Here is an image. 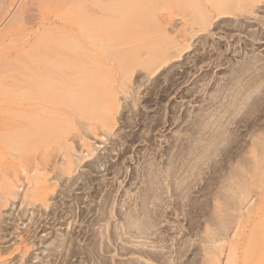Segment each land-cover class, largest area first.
I'll return each mask as SVG.
<instances>
[{
    "label": "rangeland",
    "instance_id": "374dc122",
    "mask_svg": "<svg viewBox=\"0 0 264 264\" xmlns=\"http://www.w3.org/2000/svg\"><path fill=\"white\" fill-rule=\"evenodd\" d=\"M126 1L129 0H124V5L120 2L123 7L119 5L116 8H121L119 14L113 12L114 20L127 17L125 20L120 18V22H129L126 29L132 30V22L138 21L137 16L143 9L145 14L141 16L146 17L145 21L149 19L150 24L154 19L157 24L152 25L157 28L154 30L148 27L149 22H146L147 27L143 26L145 22L139 16L143 25L140 26L142 23L139 21L138 24L143 28H134L136 32L139 30V35L136 32V35L133 34V30L129 31L133 36H128V39L132 44H139L141 40L140 43L150 45L153 49H148L147 45L143 49L140 45L138 48L137 44L131 48V44L126 43V24H120L124 25L122 30V26L117 25L119 21L117 24L116 21L113 22L116 24H113V35L117 39L115 43L114 38L113 45H116L113 47L115 49L117 46V50L119 46L120 49L121 42L123 47L119 50L121 55L118 51L112 52L115 56L117 53L115 59L120 60L116 61L114 56H107L108 59L105 56V59L100 57L105 61L100 64L108 66L107 62H110L108 70L112 72L106 74L107 72L103 71L104 66L101 65V74H105L106 82L111 85L103 81V86L102 82L97 86V83L92 82L96 79L95 74L92 76L94 80L90 78L92 81H89L88 78L87 83L80 79L77 85L81 87L77 86L78 89L73 85L74 90H71V84L66 86L63 84L66 78H62L69 72L59 75L62 84L57 77L51 79L53 84L59 83L55 84L57 86L50 83L58 89H52L54 103L46 102L48 107L53 109L47 108L49 112L39 110L42 115L47 113L44 116L39 114L37 109L35 111L30 108L33 101H19L18 97L23 90L20 92V89L16 88L12 92L9 90L12 95H9L8 91L7 95L4 92L0 96L3 101L0 102V127L4 128L2 131L6 125L11 127L6 128L8 132L5 130V133L0 129L1 136L9 135L7 139L4 135L0 140V146H3L0 147V262L3 264H210L211 261L208 260L217 251L223 250L228 255L233 240L247 239L250 230H253L252 225L246 224L248 229L245 230V227L244 230L247 235H243L241 223L247 217L248 210L255 207L258 201L261 202L264 194V142H261L264 129L263 133L258 128L241 129L239 134L242 137L238 142L225 139L231 134L234 136L238 129L235 125L232 126L227 118L230 115L228 109L233 106V96H236L232 91L236 92L237 86L241 84L237 82L239 80L235 81L232 74L237 73L241 82L249 79L250 72L243 73L238 67H247L248 63H255L256 58L260 62L254 68H264V51L249 47V50L244 52L241 47L242 43L250 40L247 39L249 37L246 30L253 31L257 27V30H263L256 19H264V10L256 15H249V26L242 29L239 24L243 18L239 13L221 16L219 14L224 10H220L221 12L215 11L203 15L204 18L201 17L203 5H214V1L221 3L222 0H211L210 4V0H191L193 3L190 4L187 2L190 0H148L149 3L144 4L149 5L147 8L141 6V3L137 6L134 12L139 14L131 13L133 4L129 10V4L126 5L128 8L125 6L128 3ZM150 1H155L160 6L155 2L154 6H151ZM116 3L120 4L113 3L114 10ZM182 5H186L185 8ZM123 8L125 12L122 11ZM133 14L136 17L132 18ZM131 23L132 26H129ZM136 23L135 27H138ZM193 24L201 27L196 28ZM116 28H120L122 32L116 31ZM103 31L105 29L102 33ZM119 33L126 36L121 37ZM132 37L137 42L133 41ZM154 41H158L157 44H154ZM17 42L19 46L20 41ZM185 47L187 48L184 51L182 48ZM7 48L8 51L10 48ZM153 50L155 54L152 53ZM107 51L103 49L99 54L107 55ZM126 51L134 60L130 57L128 59ZM125 60L126 63L122 64ZM86 63V67L81 63L77 67L81 69L80 67L84 66L88 70L89 66L94 67ZM67 67V71L70 67L77 68L74 65ZM98 68L101 70V67ZM98 68L97 75L100 76ZM112 68H115V75ZM104 78L101 79L105 80ZM60 84L62 87L59 90ZM106 86L110 88L104 92L103 88ZM61 90L63 92H60ZM110 90H115L110 92L115 97L117 94L115 103L113 98L111 100L107 95ZM58 92L67 95L63 97ZM70 92L76 95L73 96L76 99L73 102L69 99H73ZM82 95L85 100L80 98ZM57 98L62 100L58 102ZM77 100L82 103L79 102L78 105ZM36 102L34 104L38 103ZM40 102L41 100L39 104H46ZM57 103H60V106L62 103L68 105L61 106V109ZM39 104L35 106H40ZM234 106L230 109L236 110L238 106ZM24 107L29 108L30 112ZM112 109H118L117 114ZM77 110L81 113L76 114ZM57 111L59 118L54 114ZM109 111L115 116H112L115 120L111 122L115 126L111 125L112 129L106 130L96 115ZM50 112L52 116L56 115V118L52 117ZM89 114L96 119L91 117V121ZM36 115L42 116H37L38 119L40 117L39 122L44 118L42 123H38ZM15 119L18 120L15 122ZM55 119L59 124L53 123ZM64 123L68 125L67 129L70 128L65 133L66 137ZM10 130L12 134H16L11 135ZM47 133L51 137L48 138ZM10 135L18 139L13 141L11 138L12 142ZM42 136H46L48 140L45 141ZM4 138L6 140L3 142ZM253 139H258V144L251 143L255 141ZM43 142H46L48 148ZM41 148L44 150H40ZM45 148L49 150L46 152ZM38 181L41 188L45 185L42 188L43 195L40 194ZM7 183L14 185L10 187ZM9 194L10 198L7 197ZM219 205L222 206L221 209ZM216 208L221 213L215 210ZM239 228L242 232H239ZM234 231L242 235H237L236 238ZM224 239L225 243L221 242ZM211 241L214 242L213 245ZM224 245L226 248H223ZM224 252L221 258L223 261L227 257ZM222 260L221 264L224 263Z\"/></svg>",
    "mask_w": 264,
    "mask_h": 264
},
{
    "label": "bare ground",
    "instance_id": "6f19581e",
    "mask_svg": "<svg viewBox=\"0 0 264 264\" xmlns=\"http://www.w3.org/2000/svg\"><path fill=\"white\" fill-rule=\"evenodd\" d=\"M123 1L124 0H122V1H120V0H0V52H1V55H0V96L2 95V93H4L5 92V95H7L6 93H8V91L9 90H11V92H12V90H15L16 88L17 89H20V92L23 90L24 92H25V94H27V95H23L22 93H24L23 91L21 92V96H19L18 98H20L19 99V101L20 100H22V99H25V100H31V101H33V104L32 105H30V108L32 107V108H34V110L35 109H37L38 110V112H39V114H41V112L42 111H46L47 110V112H49L48 111V109L50 108V109H53V108H51V107H48V105H47V103L46 102H48V104L50 103V104H52V103H54L53 102V100H52V98H53V91H52V89H55L56 87L55 86H57V85H55L57 82H55L56 80H54V82H55V84H53L52 83V80L51 79H57V78H60L59 77V75L61 76V75H63L64 73H66V72H69V73H66L68 76L70 75L71 77H66L67 75H63V77L62 78H66V80H63L64 81V83L61 81V79L62 78H60V79H58V80H60V82H61V84L63 83V84H66V86L67 85H70V86H72V89L71 90H74V86H75V88H78V87H81V86H79V85H77L78 84V80H80V79H83L82 81H84V82H87L88 83V81H87V79L89 78H92V76H94L95 74V80H94V77L92 78V80H94V81H92L91 79L89 80V81H92V82H95V83H97L96 85L97 86H99V83H100V85H101V82H102V86H103V81H105L106 82V76H105V78H104V75L105 74H103V76H102V74H101V72H103V71H105V73L106 74H108V72L110 71V70H108V67L110 66V62H109V64H108V62H107V65L108 66H105L104 64L102 65V64H100V63H103V59H105V57L107 58V56L109 57V56H114L113 57V59H115V57L116 56H118L117 55V53H116V56H115V54L112 52V50H115L116 48H117V46H116V48L114 49V47H115V45H113V43H114V35H113V24L114 25H116L118 22L117 21H119V23L117 24V25H120L122 22H120V18L121 19H123V20H125L126 18H125V16L124 17H120L118 14L120 13L119 12V9H121V8H119L118 10H116V8H118V6L120 5V6H122L121 5V3L120 2H122V4H123ZM138 1V3H136ZM147 1L148 0H129V1H126V2H128V3H126V2H124V3H126L125 4V6L127 5V4H129V10L132 8V10H131V13H134V14H139V13H136V12H134L135 10H136V8H137V6H140L139 5V3H141V4H143V5H141V6H144L145 8H147L149 5H147V6H145L144 4L145 3H147ZM152 1V0H151ZM150 1V4H151V6H154V2H151ZM182 1V0H181ZM180 1V2H181ZM193 1V0H192ZM191 0L190 1H187V2H189V4L190 3H193ZM204 1V0H203ZM207 1V0H206ZM212 1H214V0H212ZM220 1V0H219ZM115 2H119L120 4H117V6L115 7V10L113 9L114 8V4H115ZM207 2H209V0L207 1ZM215 3H214V5H206V6H204L203 5V7L201 8V17L203 16V15H206V14H209V13H211V12H213V13H215V11H219V12H221L220 10H224V12H221V14H219V15H221L222 16V14H229V15H233V14H235V13H239L240 14V16H242V18L243 19H241V24H239L240 25V27L242 26V29H243V27H245V26H249V18H248V16L249 15H256V14H258V12H260V11H262V10H264V0H222V1H220L221 3H217L216 1H214ZM114 3V4H113ZM137 5H136V4ZM149 3V2H148ZM147 3V4H148ZM156 3V2H155ZM211 3V0H210V2L208 3V4H210ZM213 3V2H212ZM131 4H133V5H131ZM153 4V5H152ZM157 5H159L158 3H156ZM180 4H182V2L180 3ZM184 4H186V3H184ZM194 4H197V3H194ZM207 4V3H206ZM217 4V5H216ZM124 5V4H123ZM132 7H131V6ZM187 5H188V3H187ZM192 5V4H191ZM191 5H189V6H191ZM199 5H200V3H199ZM202 5V4H201ZM156 6V5H155ZM160 6V5H159ZM186 6V5H185ZM185 6L184 5H182V7H184L185 8ZM189 6H187L188 8H189ZM193 6V5H192ZM195 7H196V5H194ZM123 7V6H122ZM131 7V8H130ZM144 7H142V8H144ZM157 7V9H159V7L158 6H156ZM198 7V6H197ZM125 8V7H124ZM124 8L122 9V11H124L125 12V10H124ZM139 8V7H138ZM225 8V9H224ZM134 9V10H133ZM140 9H141V7H140ZM143 10V9H142ZM141 10V11H142ZM133 11V12H132ZM138 11H139V9H138ZM140 11V14H139V16H140V18H142V20H144V22H145V24L143 25V21H139V20H141V19H139V16H137V18H138V21L140 22V23H142V24H140V26L141 25H143V26H145L146 25V22H149L148 20L149 19H147V21H145V19H146V17L144 18V17H142L143 16V14H145V12H144V10L141 12ZM236 11V12H235ZM113 12H119L117 15H118V17H120V18H118V20L116 21V20H114L113 19V15H114V13ZM127 12H130V11H128L127 10ZM217 14H218V12H216ZM122 14V13H121ZM124 14V13H123ZM122 14V15H123ZM134 14H133V16H131L132 18L133 17H136V16H134ZM238 14V15H239ZM117 15H116V17H117ZM121 15V16H122ZM142 15V16H141ZM215 15V14H214ZM211 16V15H210ZM218 16V15H217ZM216 16V17H217ZM131 17H129V19L131 18ZM148 17V16H147ZM205 16H203V18H204ZM239 17V16H238ZM125 18V19H124ZM203 18H201V19H203ZM207 18H208V16H207ZM219 18V17H218ZM261 18V17H260ZM214 19V18H213ZM133 20V19H132ZM137 20V19H136ZM136 20H134V21H136ZM209 19H207V21H208ZM215 20V19H214ZM255 20V19H254ZM260 24H261V26L263 27V30H261V29H259V30H257V28H256V30H254L253 29V31H248V30H246L247 31V37H249V38H247V39H250V40H246L244 43H242V48H243V50H244V52L245 51H248L249 50V47H252L253 48V50H259V49H261V51H264V19H259V18H257L256 19ZM114 21H116V24L115 23H113ZM131 21V20H130ZM138 21H136V22H132L133 23V26H132V23L131 24H129V26H132V30H133V32H132V30H131V28L129 29V30H127L126 29V27H127V23H129V22H126L125 23V21H124V23L126 24V26H125V30H127V31H125L126 33H127V40H128V42H126V43H130L131 45L129 46V47H131V48H133V47H136V44L137 43H133V44H135V46L129 41V39H128V36L129 37H131V36H133L132 35V33L133 34H135V32H136V30L134 29V28H143V27H140L139 26V24H138ZM153 21V22H152ZM201 21V20H200ZM203 21V20H202ZM240 21V20H239ZM256 21V22H257ZM151 24H150V22L149 23H147V26L148 27H152L154 30H156L155 28H157L155 25L157 24V23H155V20L154 19H152L151 20ZM231 22V21H230ZM237 22V21H236ZM124 23H122V24H124ZM134 23H136V24H138V27H137V25H136V27H135V24ZM153 23H155V25H154V27H153ZM202 23V22H201ZM124 24V25H125ZM152 25V26H149V25ZM188 24V23H187ZM205 24V23H204ZM253 24H255V23H253ZM256 24H258V23H256ZM255 24V25H256ZM123 25V26H124ZM203 25V24H202ZM236 25V24H235ZM122 25H120V26H118V27H121ZM123 26H122V30H124L123 29ZM147 26H145V27H147ZM190 26V25H189ZM192 26H195L196 28L199 26H197V25H192ZM190 27V28H192L193 29V27ZM250 26H251V23H250ZM253 26V25H252ZM259 26V25H258ZM114 27H116V26H114ZM186 27H187V25H186ZM199 27H201V26H199ZM203 27V26H202ZM195 28V29H196ZM238 28H239V26H238ZM253 28V27H252ZM105 29V31H103V33H102V30H104ZM121 29L120 28H116V31H120V32H122L121 31ZM186 29V28H185ZM192 29H189L190 31H192ZM194 30V29H193ZM252 30V29H251ZM129 31H131L132 33L130 34V32ZM139 31V30H138ZM138 31L136 32V34L137 35H139V33H138ZM141 31V30H140ZM187 31H188V29H187ZM200 31V30H199ZM207 31V30H206ZM185 32V31H184ZM194 32H196V31H194ZM245 32V31H244ZM193 33V32H192ZM199 33V32H198ZM246 33V32H245ZM120 34V33H119ZM135 34V35H136ZM166 34V33H165ZM196 34V33H195ZM116 35V34H115ZM121 35H123V33L122 34H120V36ZM167 35V34H166ZM123 36H126V35H123ZM169 36V35H168ZM191 36H192V34H191ZM122 37V36H121ZM186 37H187V35H186ZM196 37V36H195ZM21 38V39H20ZM120 37L118 36V39H119ZM173 38V37H172ZM234 38V37H233ZM122 39V38H121ZM132 39H133V41H135L134 39L135 38H133L132 37ZM138 40H140L139 38H137ZM229 39V38H228ZM116 38H115V43H116ZM123 40V39H122ZM126 40V41H127ZM174 40V39H173ZM177 40V39H176ZM185 40V39H184ZM15 41L17 42V41H20V44H19V46L17 45L19 42H17V43H15ZM119 41V40H118ZM117 41V42H118ZM125 41V40H124ZM132 41V42H133ZM121 42V41H120ZM135 42H137V41H135ZM141 42V40L138 42L139 44H137V47L139 48V45H140V48H141V46H142V49L144 48V47H146L145 45H147V44H145V45H143L144 43H140ZM149 41H147V43H148ZM155 43L154 44H157L156 42H158V41H154ZM173 42V41H172ZM185 42V41H184ZM187 42V41H186ZM121 46H122V42L121 43H119ZM160 44V43H159ZM13 45H17V46H13ZM124 45H126V46H128L127 44H124ZM179 45V44H178ZM11 46V47H10ZM114 46V47H113ZM120 46V49L123 47H121ZM157 46V45H156ZM162 46V45H161ZM177 46V45H176ZM180 46V45H179ZM178 46V47H179ZM8 47V48H7ZM147 47H148V49H149V47H150V45L148 46L147 45ZM153 47H155V46H153ZM6 48L7 49H9L8 51L6 50ZM151 49H153L152 47H150ZM157 48V47H156ZM163 48V47H162ZM187 47H185V48H182L184 51H185V49H186ZM104 49L105 51H107V52H105V53H109V54H103V53H101V54H99V52H102V50ZM107 49V50H106ZM119 46H118V49L117 50H115V52L116 51H118L119 52ZM141 49V50H142ZM147 49V50H148ZM155 49V48H154ZM160 49V48H159ZM7 52H6V51ZM101 50V51H100ZM140 49H138V51H141ZM158 50V49H157ZM164 50V49H163ZM128 51V50H127ZM126 51V52H127ZM143 52H144V50H142ZM160 51V50H159ZM183 51V52H184ZM3 52V53H2ZM152 52V51H151ZM155 51L153 50V52L152 53H154ZM162 52V51H161ZM122 53V52H121ZM146 53V52H145ZM150 53V52H149ZM157 53H158V51H157ZM164 52H162V54H163ZM111 54H113V55H111ZM155 54V53H154ZM119 55H121L120 54V52H119ZM127 55H128V52H127ZM141 55H143V53L141 54ZM146 55V54H145ZM144 55V56H145ZM105 56V57H104ZM138 56V55H137ZM147 56H148V54H147ZM178 56H179V54H178ZM103 58V59H101V58ZM129 57L131 58V56H130V54L128 55V59H129ZM142 57V56H141ZM100 58V59H99ZM120 58V57H119ZM118 58V59H119ZM133 58V57H132ZM131 58V59H132ZM143 58V57H142ZM108 59V58H107ZM112 59V57L110 58V60ZM116 59H117V57H116ZM115 59V60H116ZM125 59V58H124ZM256 59H257V61H256ZM255 59V63H248V66L247 67H244V66H242V67H244V68H239L238 67V69H241L242 70V72L243 73H249V76H248V78L249 79H247V80H243L242 82L240 81L241 80V77L240 76H238V74L237 73H234V74H232L233 75V77L235 78V81L236 80H239V81H237V82H239V83H241V84H239V86H237V84H236V86H237V88H236V86H235V88L237 89V90H235L236 92H234V90L232 91L233 93H235L236 94V96H233L234 97V101H233V103L231 102L232 100V98H230V103H232L233 104V106H234V103L238 106V107H236V105L234 106V107H236V110H232V109H230V108H232L233 106H230V108L228 109L229 110V117H227L228 118V120H229V122L232 124V126L233 125H235L238 129H237V133H235L234 134V136H233V134H231L230 135V137H228V139L226 138L225 139V141L226 140H228L229 142H238L239 140H240V137H242V136H240V132H241V129H244V128H258L259 129V131H260V129H261V132H262V130L264 129V122H262V121H264V120H262V118L264 117V68H262V69H260V68H258V70H256L255 68H254V66H256L257 65V63H259L260 62V60H258V58H256ZM264 59V58H263ZM100 60V61H99ZM120 60V59H119ZM119 60H116V61H119ZM132 60H134V59H132ZM107 61V60H106ZM112 61V60H111ZM253 62H254V60H252ZM81 63L82 65L84 64V63H86V64H92L94 67H91V66H89L90 67V69L88 70V68H85L86 67V65H85V67L84 66H82V67H80L81 69H79L78 67H77V65H79V63ZM105 62V61H104ZM123 62H125L126 63V60L125 61H122V64H123ZM264 62V61H263ZM119 63V62H118ZM117 63V64H118ZM100 64V65H99ZM122 64L120 65L121 67H123L122 66ZM72 66V65H74V67L76 66L77 68H75V69H71L72 67H70V70L69 71H67L68 69H69V67H67V66ZM104 66L103 68H105V70L103 69V71H102V66ZM251 65V66H250ZM98 66L99 67H101V70L98 68ZM124 66H125V64H124ZM219 66V65H218ZM264 66V65H263ZM65 67L66 68H68L67 70L65 69ZM73 67V68H74ZM84 67V68H83ZM107 67V68H106ZM113 67V66H112ZM117 67H119V66H117ZM97 68H98V71L100 72V76H98L97 75ZM237 69V68H236ZM237 69V70H238ZM108 70V71H107ZM112 70H113V68H112ZM114 70H115V68H114ZM114 70H113V73H114V75H115V72H114ZM121 70V69H120ZM119 70V71H120ZM123 70V69H122ZM261 70V72H259ZM238 71H240V70H238ZM110 72H112V71H110ZM109 72V73H110ZM241 72V71H240ZM119 73V72H118ZM119 74H121V72L119 73ZM111 75H113V74H111ZM122 75V74H121ZM118 76V75H117ZM53 77H55V78H53ZM57 77V78H56ZM101 77L102 79L104 78L105 80H102L101 78L99 79V78ZM107 77H108V75H107ZM111 78L112 77H114V76H110ZM109 77V78H110ZM123 77H125V76H123ZM67 78H68V80L69 81H67ZM108 78V80H110ZM85 79H86V81H85ZM114 79V78H113ZM97 80H100V81H98L97 82ZM102 80V81H101ZM107 80V81H108ZM31 81H33V82H31ZM51 81V82H50ZM114 81H115V79H114ZM113 81V82H114ZM59 82V81H58ZM69 82V84H67ZM71 82V83H70ZM110 82V81H109ZM50 83H52L53 85H55V86H53V85H51ZM80 83V82H79ZM107 84H108V82H106ZM115 83V82H114ZM124 83H126V82H124ZM57 84H59V83H57ZM60 84V85H61ZM89 84L90 85H93V83H91V82H89ZM116 84V83H115ZM235 84V83H234ZM74 85V86H73ZM81 85V84H80ZM90 85H88V86H90ZM108 85H111V83L110 84H108ZM52 86H53V88H52ZM78 86V87H77ZM95 86V85H94ZM119 86V85H118ZM62 87V85L60 86V87H58L59 88V90H60V88ZM64 87V86H63ZM82 87H83V85H82ZM96 87V86H95ZM97 88V87H96ZM108 88V89H107ZM109 86H106V88H103V90H104V92H106L107 90H109ZM114 88V87H113ZM116 88H118V87H116ZM65 89V88H64ZM63 89V90H64ZM67 89V88H66ZM69 89V88H68ZM67 89V90H68ZM79 89V88H78ZM91 89H92V86H91ZM100 89V88H99ZM99 89H98V91H99ZM106 89V90H105ZM233 89V88H232ZM55 90H58V89H55ZM63 90H61L60 92H63ZM70 90V89H69ZM68 90V91H69ZM76 90V89H75ZM82 90V89H81ZM98 91H96V92H98ZM113 91H115V90H113ZM112 90H110L109 92H107V95H109L108 97L110 98L111 97V100H112V98H113V101L116 99V97H117V94H116V97H115V95L114 94H112V93H110V92H113ZM10 91H9V95H12V93H11ZM60 92H58V94L60 93ZM65 92L66 93H68L66 90H65ZM64 92V93H65ZM88 92V91H87ZM90 92V91H89ZM93 92H94V90H93ZM95 92V93H96ZM14 93V92H13ZM19 93V92H18ZM72 93H74V91L72 92ZM71 92H70V94H72ZM75 93H77V92H75ZM83 93H84V91H83ZM115 93V92H114ZM117 93V92H116ZM52 94V97L50 98V95ZM55 94V93H54ZM58 94H57V96L56 97H58ZM62 93H60V95H61ZM82 94V92H80V95ZM84 94H86V92L84 93ZM104 94V93H103ZM22 95H23V97H22ZM67 94H65V96H66ZM92 95V94H91ZM113 95V96H112ZM231 95H233V94H231ZM13 96H14V94H13ZM61 96H63V97H65L63 94L61 95ZM73 96H74V94H72V98H73ZM76 96V95H75ZM74 96V97H75ZM88 96V95H87ZM90 96V95H89ZM60 97V96H59ZM63 97H62V99H63ZM85 97H86V95H85ZM230 97H232V96H230ZM9 98V97H8ZM55 98V97H54ZM80 98H84V95H82V96H80ZM87 98V97H86ZM115 98V99H114ZM1 99V98H0ZM58 99V98H57ZM57 99H55V100H57ZM61 98L60 99H58V102H59V100H62ZM67 99V98H66ZM65 99V100H66ZM70 100H72V102H73V100H76V99H71V98H69ZM69 99H67V100H69ZM77 99H78V97H77ZM90 99V98H89ZM88 99V100H89ZM92 99V98H91ZM2 100H4V99H2ZM18 100V99H17ZM16 100V101H17ZM37 100H41V102H44V103H46V104H44V105H42V104H39V101H37ZM64 100V101H65ZM69 100V101H70ZM84 100H85V98H84ZM11 101H13V100H11ZM38 103H37V102ZM50 101V102H49ZM63 101V102H64ZM78 101V100H77ZM89 101H91V100H89ZM89 101H87V103L89 102ZM93 101V100H92ZM116 101V100H115ZM115 101H114V103H115ZM0 102H3V101H1L0 100ZM9 102V101H8ZM22 102V101H21ZM34 102H36L37 104H34ZM40 102V103H41ZM52 102V103H51ZM67 102V101H66ZM65 102V103H66ZM79 102L80 103H82L80 100L78 101V105H79ZM112 102V101H111ZM117 102V101H116ZM11 103V102H10ZM65 103H62V107L64 106H66L67 107V105L69 104V102H68V104H65ZM74 103H76V101L74 102ZM93 103H94V101H93ZM113 103V102H112ZM19 104V103H18ZM40 105V106H35V105ZM58 105L60 104V103H57ZM65 104V105H64ZM83 104H85V103H83ZM91 104V103H90ZM228 104H229V101H228ZM45 105H47V106H45ZM54 105V104H53ZM57 105V106H58ZM75 106H77L76 104H74ZM73 105V106H74ZM86 105V104H85ZM89 105V104H88ZM87 105V106H88ZM114 106H116L117 105V103L116 104H113ZM29 106V105H28ZM56 106V105H55ZM60 105H59V107L62 109V107H61ZM71 107V103H70V106H69V108ZM90 106H88V108H89ZM229 107V106H228ZM27 111H29L30 112V110H28L26 107H24ZM48 108V109H47ZM56 108V107H55ZM75 108V107H74ZM49 109V110H50ZM64 109H66V108H64ZM71 109H73V108H71ZM77 109V108H76ZM85 109H86V106H85ZM84 109V110H85ZM239 109H240V111H239ZM41 112H40V111ZM67 110H68V108H67ZM89 110V109H88ZM88 110H86L87 112H89ZM113 110V109H112ZM115 111H116V114H117V110L116 109H114ZM113 110V111H114ZM36 111V110H35ZM55 111V110H54ZM70 111V110H69ZM69 111H67V112H69ZM82 111V110H81ZM26 112V111H25ZM32 112V111H31ZM52 112V115H53V110L51 111ZM51 112H50V115H51ZM56 112V111H55ZM54 112V114H57V117H58V111H57V113H55ZM77 112H79V113H81L79 110H77L76 111V114H79V113H77ZM92 112V111H91ZM90 112V114L92 115V113ZM228 112V111H227ZM21 113H23V111L21 112ZM35 113V112H34ZM37 113V112H36ZM71 113V112H70ZM73 113V112H72ZM103 113V112H102ZM101 113V114H102ZM24 114V113H23ZM38 114V113H37ZM43 114V113H42ZM41 114V115H42ZM45 114H47V113H44V115ZM60 114H61V112H60ZM90 114H89V116H90ZM94 114V113H93ZM96 115L97 116V119L98 118H100L99 119V121H101V125H102V127L105 129L106 128V130H110V129H112L111 127L113 126L112 124H111V122L113 123V120H115V119H113V118H115V116H113V112L111 111H109L108 113H103L102 115ZM44 115H42V116H44ZM51 115V116H52ZM72 115V114H71ZM84 115V114H83ZM104 115V116H103ZM31 116V115H30ZM29 115H28V117H30ZM37 116H40V115H36V119H38L37 118ZM42 116H40V117H42ZM74 116V115H73ZM79 116V115H78ZM100 116V117H99ZM112 116H113V118H112ZM22 117V116H21ZM20 117V118H21ZM27 117V118H28ZM40 117H39V119H40ZM46 117H47V115H46ZM52 117H54V116H52ZM63 117H64V115H63ZM66 117V116H65ZM82 118L84 117V116H81ZM87 117V116H86ZM91 117H93V116H90L89 118H90V120H91ZM102 117V118H101ZM18 118V117H17ZM33 118L34 117H32V119L31 120H33ZM54 118H56V115H55V117ZM59 118V117H58ZM80 118V117H79ZM81 118V119H82ZM94 118V117H93ZM92 118V119H93ZM223 118V117H222ZM38 119V123H42V121L44 120V118H43V120L41 121V122H39L40 120ZM66 119H67V117H66ZM65 119V120H66ZM69 119V118H68ZM88 119V118H87ZM94 119H96V118H94ZM225 119V118H224ZM18 120V119H17ZM16 119H15V122L17 121ZM30 120V121H31ZM64 120V121H65ZM70 120V119H69ZM84 120H85V118H84ZM262 120V121H261ZM23 121V120H22ZM54 121V122H53ZM53 121H49V122H53V123H56L57 122V120L55 119V120H53ZM92 121V120H91ZM96 121V120H95ZM261 121V122H260ZM19 122V121H18ZM26 122V121H25ZM60 122H62V121H60ZM116 122V121H115ZM30 123V122H29ZM28 123V124H29ZM33 123H34V121H33ZM35 123H36V121H35ZM37 123V124H38ZM0 124H2V122L0 123ZM5 124V123H4ZM22 124V123H21ZM27 124V123H26ZM43 124H45V123H43ZM47 124H49V123H47ZM52 124V123H51ZM56 124H59V123H56ZM63 124V123H62ZM65 125H66V123H64ZM228 124V123H227ZM230 124V125H231ZM12 125V124H11ZM19 125V124H18ZM31 126H32V124H30ZM39 125V124H38ZM64 125V126H65ZM112 125V126H111ZM229 125V124H228ZM227 125V126H228ZM2 126V125H1ZM5 126V125H4ZM22 126V125H21ZM36 126V125H35ZM43 126V125H42ZM56 126V125H55ZM60 126H63V125H61L60 124ZM67 126L68 125H66L65 127H63V128H65L66 129V131L64 132V135H65V137H66V134L65 133H67V130L68 129H70V128H68L67 129ZM115 126V125H114ZM113 126V127H114ZM9 127V125H6V128H8ZM41 127V126H40ZM39 127V128H40ZM59 127V126H58ZM101 127V128H102ZM229 127V126H228ZM3 128V127H2ZM2 128L0 127V129H1V131H2ZM6 128H5V130H6ZM9 128H11V127H9ZM37 128H38V126H37ZM44 128V127H43ZM59 128H62V127H59ZM62 128V129H63ZM4 129V128H3ZM14 129H15V127H14ZM16 129H17V127H16ZM45 129V128H44ZM53 129H54V127H53ZM56 129V128H55ZM61 129V130H62ZM114 129V128H113ZM5 130H3L4 131V133H5ZM42 130V129H41ZM48 130V129H47ZM228 130H231V129H228ZM254 130H256V129H254ZM1 131H0V133H1ZM2 131V132H3ZM7 131V130H6ZM13 132H14V130H12ZM43 131V130H42ZM258 131V134L260 133ZM264 131V130H263ZM8 132V131H7ZM10 132H11V130H10ZM49 132V131H48ZM51 132H53V131H51ZM51 132H50V134H51ZM54 133V132H53ZM263 133V132H262ZM7 134V133H6ZM13 134H16V133H13ZM12 134V132H11V135H13ZM48 134V133H47ZM46 134V135H47ZM55 134V133H54ZM58 134V133H57ZM59 134H61V132L59 131ZM58 134V135H59ZM5 135V134H4ZM4 135H2V136H4ZM10 135V140L12 141V139L11 138H13L12 136ZM45 135V134H44ZM49 135V134H48ZM1 136V134H0V138L2 137ZM9 136V135H8ZM8 136H6L5 135V138L6 137H8ZM57 136V135H56ZM56 136H54V137H56ZM44 136H42V138H43ZM48 138L49 137H51L50 135L49 136H47ZM61 137L63 138V136H62V134H61ZM60 137V138H61ZM3 139V142H4V140H6V139ZM45 138V141L46 140H48V139H46V136L44 137ZM52 138H53V136H52ZM58 138V137H57ZM217 138V137H216ZM252 138V137H251ZM253 138H255V137H253ZM261 138H263V140H264V137H261ZM14 139V138H13ZM18 138H15L13 141H16ZM54 139H56V138H54ZM59 139V138H58ZM66 139V138H65ZM259 139V138H258ZM258 139H253V140H255V141H253V142H251V143H256V140L258 141ZM0 140H2V138L0 139ZM261 141V142H264V141ZM12 141V142H13ZM41 141V140H40ZM40 141H39V143H40ZM42 141H43V139H42ZM41 141V142H42ZM52 141V140H51ZM227 141V143H229ZM8 142V141H7ZM10 142V141H9ZM11 142V143H12ZM48 142V141H47ZM64 142V141H63ZM260 142V143H261ZM5 143H6V141H5ZM4 143V144H5ZM44 143V142H43ZM51 143V142H50ZM49 143V144H50ZM54 143V142H53ZM46 146H47V144H46V142L44 143ZM256 144H258V142L256 143ZM63 145V144H62ZM255 145V144H254ZM7 146V145H6ZM1 147V146H0ZM3 147V146H2ZM1 147V148H2ZM45 147V146H44ZM53 147V146H52ZM56 147H58V146H56ZM47 148H48V146H47ZM47 148H45V150L47 149ZM49 148H50V146H49ZM2 150V149H1ZM4 150V149H3ZM40 150H44L43 148H41ZM49 150V149H48ZM48 150H46V152L48 151ZM41 152V151H40ZM44 153H45V151H43ZM42 152V153H43ZM4 153V152H3ZM2 154V153H1ZM0 154V155H1ZM47 154V153H46ZM2 156V155H1ZM45 156H47V155H45ZM3 159V158H2ZM0 160H1V157H0ZM76 161V160H75ZM70 162H72L71 160H70ZM69 162V163H70ZM76 163V162H75ZM71 165V164H70ZM72 166V165H71ZM69 167V166H68ZM70 168V167H69ZM71 169V168H70ZM70 171V170H69ZM70 174V173H69ZM229 174V173H228ZM227 175V174H226ZM223 176V175H222ZM225 176V175H224ZM223 176V177H224ZM229 176V175H228ZM229 177H231V176H229ZM258 177V176H257ZM256 177V178H257ZM224 178H226V177H224ZM246 178V177H245ZM223 179V178H222ZM250 179V178H249ZM224 180H226V179H224ZM256 180V179H255ZM258 180H259V178H258ZM263 180H264V178H263ZM223 181V180H222ZM251 181V180H250ZM253 182V181H252ZM256 182H258L257 180H256ZM39 185H38V188H39V190H40V194H42V193H44L42 190V188H43V186H45V185H43L42 186V188L40 187V183H39V181L37 182ZM36 183V184H37ZM223 183V182H222ZM237 183V182H236ZM10 187H13L12 185H14L13 183H7ZM7 184H5V185H7ZM238 184V183H237ZM237 184H236V188H237ZM42 185V184H41ZM240 185V184H239ZM262 185H264V184H262ZM36 186V185H35ZM34 186V187H35ZM10 187H8V190H9V188ZM220 187V186H219ZM239 187V186H238ZM243 187V186H242ZM246 187V186H245ZM38 188H36L35 187V189L37 190V191H39L38 190ZM240 188V187H239ZM254 188V187H253ZM5 189V188H4ZM3 189V190H4ZM12 189H14V188H12ZM48 189V188H47ZM47 189H45V190H47ZM262 189V188H261ZM261 189H260V192H261ZM6 190V189H5ZM44 190V191H45ZM238 190V189H237ZM256 190V189H255ZM7 191V190H6ZM10 191V190H9ZM35 191V190H34ZM37 191H35L36 192V194H39V193H37ZM246 191H248V190H246ZM8 192V191H7ZM7 192H4V194L6 193L7 195H8V193ZM46 192V191H45ZM219 192V191H218ZM256 192V191H255ZM259 192V191H258ZM242 193H244V190L242 189ZM263 193V192H262ZM5 194V195H6ZM11 194V193H10ZM10 194H9V196H7V197H9L10 198ZM13 194H14V192H13ZM248 194V193H247ZM261 194V193H260ZM259 194V195H260ZM4 195V197H6ZM43 195V194H42ZM45 195V194H44ZM246 195V194H245ZM251 195V194H250ZM248 196H249V194H248ZM6 197V198H7ZM38 197H40V195H38ZM246 197H247V195H246ZM249 198V197H248ZM254 198V197H253ZM260 198V197H259ZM238 199V198H237ZM247 199V198H246ZM251 199H252V197H251ZM239 200V199H238ZM260 200V199H259ZM251 201V200H250ZM247 202V201H246ZM252 202V201H251ZM256 202V201H255ZM260 201H258V204H255V207L252 209H249L248 210V212L249 213H247V217H245V219H244V221H243V223H241V224H243L242 226H243V228H241L240 226V228L241 229H243V232L244 233H242L243 235H245V230H247L248 229V227H247V225L246 224H248V226L249 225H252L253 227V230H250L251 232L248 234V236H247V239H234L233 240V244H230L231 245V247H230V249H229V246H228V249L230 250V251H228V249H227V251H228V255L223 251V250H221L222 252H224L226 255H227V257H226V259L223 261L221 258H222V255H223V253L222 252H218L217 250V248L216 247H213V248H216L217 250H215V251H217L215 254H214V256L212 255V258L211 259H209L208 261H211V263L210 264H221V260L224 262V263H222V264H264V227H262V226H264V194L262 195V198H261V202L259 203ZM238 202H236V204H237ZM243 204V203H242ZM252 203H250V205H251ZM244 205V204H243ZM257 205V206H256ZM220 206V205H219ZM249 206V205H248ZM252 206V205H251ZM215 207H218L217 205H215ZM221 207L222 206H220V209H221ZM242 207V206H241ZM224 208V207H223ZM222 208V209H223ZM247 208V207H246ZM239 209V208H238ZM245 209V208H244ZM215 210H218L217 208L215 209ZM219 211V210H218ZM239 211V210H238ZM220 212V211H219ZM221 213V212H220ZM222 213H223V210H222ZM217 215H219V214H217ZM220 216V215H219ZM240 219V218H239ZM242 220V219H241ZM239 221V220H238ZM263 224V225H262ZM240 225V224H239ZM246 225V226H245ZM245 227H247V228H245ZM239 228V229H240ZM244 228H245V230H244ZM250 229H252L251 227H249ZM238 229V230H239ZM241 229L239 230V232H242L241 231ZM235 230V229H234ZM237 232V231H236ZM249 232V231H248ZM234 233H235V231H234ZM236 234V238H237V235H238V233H235ZM234 234V235H235ZM241 233L239 234V235H242ZM233 235V236H234ZM238 235V236H239ZM247 235V234H246ZM245 235V236H246ZM235 237V236H234ZM248 237H250L249 239H248ZM213 240V239H212ZM215 240V239H214ZM217 240V239H216ZM221 240H223V239H221ZM227 241V240H226ZM221 242H224L225 243V239H224V241H221ZM211 243H212V241H211ZM214 243V242H213ZM213 243H212V245H213ZM215 243H218V242H215ZM219 244H220V242H219ZM219 244L217 245L218 247H219ZM222 244V243H221ZM215 246V245H214ZM221 247V246H220ZM225 247V245L223 246V248ZM226 248V247H225ZM221 249V248H220ZM208 250V249H207ZM220 251V250H219ZM29 253V252H28ZM210 253H212V252H210ZM222 253V254H221ZM11 255H12V253H11ZM26 255V254H25ZM4 256V255H3ZM10 256V255H9ZM211 256V255H210ZM2 256H0V258H1ZM5 257V256H4ZM207 258V257H206ZM7 259V258H6ZM0 260H2V259H0ZM22 260V259H21ZM207 260V259H206ZM3 262V261H2ZM206 262V261H205ZM22 263V262H21ZM209 263V262H208ZM0 264H3V263H1L0 262ZM203 264H204V262H203Z\"/></svg>",
    "mask_w": 264,
    "mask_h": 264
}]
</instances>
